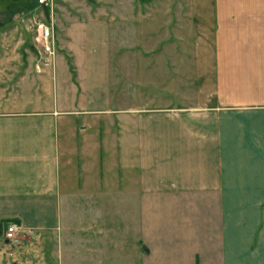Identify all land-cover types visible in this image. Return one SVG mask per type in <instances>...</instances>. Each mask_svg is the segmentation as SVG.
<instances>
[{
    "label": "crops",
    "instance_id": "crops-1",
    "mask_svg": "<svg viewBox=\"0 0 264 264\" xmlns=\"http://www.w3.org/2000/svg\"><path fill=\"white\" fill-rule=\"evenodd\" d=\"M228 9L239 42L208 57L108 14L70 20L38 72L31 38L34 67L0 86V239L17 224L40 264H264V42L241 43L264 0Z\"/></svg>",
    "mask_w": 264,
    "mask_h": 264
},
{
    "label": "rangeland",
    "instance_id": "rangeland-1",
    "mask_svg": "<svg viewBox=\"0 0 264 264\" xmlns=\"http://www.w3.org/2000/svg\"><path fill=\"white\" fill-rule=\"evenodd\" d=\"M19 1L34 3L35 0ZM55 3L58 40L60 34L63 35V28L68 27L70 20L84 21L91 17L106 19L109 14L110 17H117L120 22H129L130 30L142 24L140 29L143 31L142 35L151 39L150 43L154 38L162 40L163 45L160 48L162 55L170 54L171 50V54L185 55L187 40L193 42V54L196 58L201 54H205L206 57L211 54L216 55L218 45L225 50H231L235 42H239L238 34L233 29L219 30L217 24L218 10L223 7L233 9L234 0H93V3L90 0H55ZM10 6L9 1L0 3V23L2 24L0 25V86L9 84L12 78L19 81L21 76L26 74V67L29 65L34 67V50L30 47L32 36L28 31V25L33 17L36 19L44 17L37 8L11 14ZM231 9L228 10L232 12ZM191 11L194 12L193 21L187 22V18H191V15L187 13ZM140 14L146 16V22H142ZM153 22H155L154 26H152ZM137 32L138 40L144 39L140 37V31ZM241 36L242 47L250 46L251 39L255 46L256 42L258 46L260 43L263 45L264 31L242 32ZM188 50L191 48L188 47ZM177 64H180V61ZM25 90L28 93H24L22 98L14 95L11 98L13 102H17L18 99L25 100L30 92L26 88ZM9 93V86L0 89V98H2L0 101L8 103ZM22 244L21 241L20 245L14 246L8 243L5 237L0 239V264H18L22 257L25 259L24 255L32 258L28 264H40L37 262L42 257L39 244L33 252L35 256L28 251L29 248H23ZM51 249L56 247L52 244Z\"/></svg>",
    "mask_w": 264,
    "mask_h": 264
},
{
    "label": "built area",
    "instance_id": "built-area-1",
    "mask_svg": "<svg viewBox=\"0 0 264 264\" xmlns=\"http://www.w3.org/2000/svg\"><path fill=\"white\" fill-rule=\"evenodd\" d=\"M56 3L55 0H38L37 9L44 15L41 19L32 18L28 31L32 36L33 47L36 51V68L40 72L54 64L58 53V38L56 33ZM6 240L16 246L20 245L21 230L15 223H9L5 228Z\"/></svg>",
    "mask_w": 264,
    "mask_h": 264
},
{
    "label": "trees",
    "instance_id": "trees-1",
    "mask_svg": "<svg viewBox=\"0 0 264 264\" xmlns=\"http://www.w3.org/2000/svg\"><path fill=\"white\" fill-rule=\"evenodd\" d=\"M9 1L11 6V14L12 13H19V12H24L26 10H30V9H34L37 6L38 0H35L34 3L33 2H28V3H20L19 0H0V3H4ZM93 3V0H90ZM0 25H2L0 23ZM32 49L33 47L30 46ZM7 223H9V221L5 220V221H1L2 225H8Z\"/></svg>",
    "mask_w": 264,
    "mask_h": 264
}]
</instances>
